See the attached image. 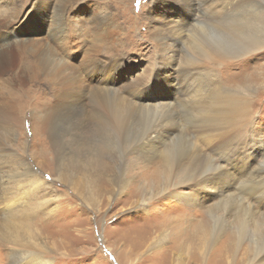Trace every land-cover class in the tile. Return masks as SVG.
I'll return each instance as SVG.
<instances>
[{"label":"rangeland","instance_id":"obj_1","mask_svg":"<svg viewBox=\"0 0 264 264\" xmlns=\"http://www.w3.org/2000/svg\"><path fill=\"white\" fill-rule=\"evenodd\" d=\"M155 1L161 0H0V96L4 97L0 103L12 98L11 104H14L17 116L23 124L15 135L12 133L8 136L7 143L19 153L25 154L30 161L31 155L34 157V170L37 169L44 180L51 184L52 190L48 194L42 192L46 195L37 211L30 210V207L23 209L25 213L31 214L23 220L31 228L35 247H39V261L43 259L48 264H260L254 254L258 248L264 246V237L254 238L248 231L255 227L254 222L261 224L263 221V202L256 206L246 199L241 203L235 196V189L226 191L227 195H233L228 197L226 205L221 204L226 198L221 199L216 192L213 194V190L210 193L212 196L208 194L205 197L207 194L204 193V200L193 205L165 192L155 196V186L163 183L162 180H156V171L159 168L156 157L149 162L140 158L137 151L131 153L122 144L117 154L104 153L101 156L104 159L100 161V164L107 163L109 169L112 167V176L115 179L120 175L126 177L128 182L122 194L116 191L117 188L112 183L109 176L111 171L108 174L98 172L97 176L91 174L85 179L87 183L83 181L81 173H76L77 178L74 177L73 182L68 179L72 175L58 173L59 151L66 152V156L72 155L73 145L69 147L70 143H67L71 138L69 133L81 126L84 120L97 114L95 110H85L86 101L90 98V87L98 86L92 82V77L101 70V76L106 82L111 78L119 81L121 71L115 75L110 72L112 67L118 65L116 59L119 57L130 67L127 68L121 61L123 73L130 82L140 72L147 78L150 68L155 63L160 65L156 61L159 48L154 40L146 36V21L143 17ZM172 1L166 2L167 9L178 12L181 8ZM193 1L196 11H192L195 15L190 14L189 20L193 23L191 33L194 36L196 29L212 33L210 37L221 47L220 51L223 53L229 47L226 43V32L236 33L241 28V12L246 13L251 8L261 7L262 12L257 16L264 15V0H257L251 8L246 4L242 6L240 2L235 9L223 15H219L218 8L225 0ZM209 17L211 20L207 19ZM237 42L236 39L235 43ZM191 49L187 47L188 52L181 54L195 59ZM97 57L99 60L95 64H99L100 68L88 66L81 72L84 64ZM221 60L220 64L212 63V60L208 62L206 79L215 85L214 89L221 85L236 94H242L245 89H253L250 107L253 118L249 126L243 127V132L236 133V136L243 133L239 139H246L247 136L253 138L254 135L257 140L259 137L257 145L260 146L256 150L249 149V152L257 154L258 163H252V166L264 167L261 161L264 155V48L241 57L224 55ZM62 65L61 70L59 66ZM58 71L60 82L68 76H75L82 80L85 87L76 82L70 87L68 83L62 84V93L73 94L74 98L71 99L74 101L67 105L51 106L55 102V83L52 81ZM170 72L173 77L176 71ZM190 80L187 76L179 78L175 81L176 92L167 85L165 90L170 91V88L173 97L183 90H198L200 87L196 76L192 78L193 81ZM78 84L81 88L77 89ZM138 89L142 97H149L151 88L149 91H143L142 87ZM52 107L65 110L58 114L60 116L52 115L54 137L64 140V147L60 148L58 145L56 150L53 143L50 144L53 136L48 129H42V133L37 135L33 128V124L43 120ZM178 110L180 109L176 110L175 128L167 143L176 141L177 137H185V133L191 135H188L191 143L194 140L191 132L196 119L185 118ZM157 115L154 112L147 119L153 121ZM144 120L146 118H140L138 123L142 124ZM244 128L254 131L249 133ZM39 136L41 140L38 139ZM234 137L223 140L224 151L235 149L237 139ZM39 149L41 158L38 155ZM92 151L98 154V150ZM217 151H206L207 157L224 165ZM9 169L5 168V172ZM0 179L6 180L5 177ZM117 180L115 184L118 185L120 183ZM81 182L93 188L83 193L80 189ZM25 188L30 191L33 186ZM167 191H170L169 187ZM183 191L189 190L185 188ZM34 194L38 195V192ZM142 204H145L146 211H143ZM15 205L16 202L11 197L0 203V225L3 223L4 212ZM223 206L226 210H217ZM240 211L244 213L242 221L235 215L241 214ZM219 217L227 221L222 224ZM242 222L245 224L242 225ZM215 225L219 227L215 229ZM158 236L162 239L161 246L158 250H151L149 244ZM8 241L0 236V264H24L27 261V252L35 247L22 245L27 243L14 244Z\"/></svg>","mask_w":264,"mask_h":264},{"label":"bare ground","instance_id":"obj_2","mask_svg":"<svg viewBox=\"0 0 264 264\" xmlns=\"http://www.w3.org/2000/svg\"><path fill=\"white\" fill-rule=\"evenodd\" d=\"M168 1H155L143 14L146 21V36L154 40L159 48L156 61H159L160 65L158 66L155 63L150 68L147 78L143 72H140V75L132 77L133 80L130 82L129 78L123 73L124 67L122 62L125 64L126 61L119 57L116 59L118 65L116 64L117 66L112 67L110 70L112 75L121 71L122 74L119 81H114L110 77L111 80L106 82L101 76V70L98 72L99 74L96 73L92 77V82L98 86L96 88L90 87V98L86 101L85 110L86 112L95 110L97 114L84 120L81 126L75 128L74 132L69 133V137L71 138L68 139L67 143L68 145L70 143L69 147L73 145L72 155L66 156V152L59 151L57 160L58 173L64 176L72 175V178H68L72 182L74 177L77 178L76 173H81V177L84 178L83 181L87 183L88 181L85 180L87 176L91 174L97 176L98 172L108 174L111 171L109 176L113 181L112 183L117 188L116 191L122 194L128 182L126 177L120 175V177L116 178L118 179L117 183H120L117 185L115 184L116 179L112 176V167L109 169L110 166L108 167L107 163L100 164V161L104 159L101 157L102 154H117L122 144V147L131 153L137 151L140 154V158L142 157L149 162L156 157L155 161L159 163V168L156 171L158 172L156 180H162L163 183L160 182L155 186L156 194L154 193L155 191L150 192L154 193L153 195L155 196L165 192L169 196L193 205V203L204 200L205 194H207L205 197H208V194L212 196L210 193L213 190V194L217 193L221 199L226 198L221 202V204L226 205L228 197H233L232 194L227 195L226 191L235 189V196L241 200V203L248 199L255 205L263 202L262 205L264 207V167L260 165L253 167L252 163H258L256 160L257 154L249 152V149L256 150L260 146L257 145L259 137L257 140L256 137L254 138V135L253 138L247 136L246 139H239L243 133L240 136H236V133L243 132V127L249 126L253 118L250 107L254 91L250 88L245 89V92L242 94H236L235 92L227 91L221 85L214 89L215 85L210 84L211 81L206 79L209 69L208 62L210 60H212V63L220 64L224 55L241 57L264 48V24L262 23L264 22V15L257 16L262 12L263 8H251L255 6L254 3L257 0L222 1L221 7L218 8L221 13L219 15L228 14L240 2L242 6L246 4L251 8L246 13L243 10L240 13L242 23L241 28L236 33L226 32V43L229 47L228 51L223 53L220 51L221 47L210 37L213 35L212 33L198 29L195 30L194 36L191 33L193 23L191 24L192 20L190 21L189 19L191 13L195 15L192 11L196 8L193 0H173L172 2H176L179 8H181L178 12H171L167 9L166 2ZM228 16H225V18ZM203 17L206 20V17ZM210 18L207 19L211 20ZM236 39L238 40L237 43H235ZM187 47L192 48L191 54L195 56V59L181 54V52H188ZM96 60H99V58H93L84 64L81 72L87 69L88 66L89 68H100L99 64H95ZM125 65L127 68H130L127 64ZM59 69L62 70L63 65L59 66ZM79 70L80 68H78ZM173 70L176 72H174V76L172 77L170 71ZM59 73L60 71L54 75L52 81V83H55V102L51 106L67 105L69 102L74 101L71 99L74 96L73 94L62 93L60 89L62 84L68 83L70 87V85L76 82L85 87L82 80L75 76L73 78L68 76L60 82L58 80ZM186 76L189 79L191 78V80L196 76L200 87L198 90L200 89V91L193 89L188 92L187 89L179 94L177 93L178 95L173 97V92L169 87L170 91L165 90V86L167 85L173 87L174 92H176L177 89L174 86L177 83L175 81ZM79 84L77 89L81 88ZM139 87H142L143 91L146 89L149 91L151 88L149 92L150 98L142 97L140 95L141 91L138 89ZM210 87L213 88L210 89ZM1 99H4V97L0 96V101H2ZM9 99L0 103V155L2 157V160H0V164H2L0 167V177L2 179L3 177L6 178V180L0 179V203H4L11 197L16 202V205L11 209H8L7 206L8 210L4 212L3 223L0 225V236L3 237V240L7 239L9 240L8 242L14 244L27 243L22 245L28 247L32 245L35 247L36 243L34 242V236L31 235V228L25 222L26 220H23V218L27 219V215L31 214L27 212L29 209L26 211L27 213L23 209L30 207V210L37 211V209L41 208L43 196L46 195L42 194V192L50 193L52 191L50 189L51 184L44 180V177L37 169L34 170V157L31 154L30 161L25 154L19 153L7 143L8 136L12 133L15 135L23 125L21 124L20 117L17 116L14 104H11L13 103L11 101L12 98ZM177 109H180L178 111H180V114H183V117L196 119L193 131L191 132V134L193 133L192 138L194 140L191 143V139H189L191 135L188 133H185V137H177L176 141L172 140L171 143H167L168 137L173 133L175 128L174 121ZM62 112H65V110L52 107L44 115L43 120H38V124H33L37 135L42 133V129L49 130L53 136L50 144L52 145L53 143L55 150L58 145L60 148L64 147V140H61V137L59 139L54 137L55 130L51 126L52 121H54L52 115H58ZM154 112L158 113L154 120L147 119L150 115H154ZM140 118H146V120L142 124H139ZM185 121L190 122L191 120ZM245 130L249 133L254 131L253 129ZM233 136L237 139L235 149L224 151L222 149L223 140ZM38 139L41 140L40 136ZM216 139L218 142L215 141ZM92 150H98V154ZM215 150H218L217 154H219V158L224 165L217 164L216 159L207 157L206 151L212 152ZM38 155L41 158V149H39ZM261 161L264 163V155ZM12 164L13 166L11 167ZM5 168L10 169L5 172ZM94 171L96 173H92ZM78 180L80 181V179ZM85 183L81 182L80 184V189L83 193L93 188L91 185ZM26 186H33V188H30L31 190L28 191L25 188ZM168 187L170 191H167ZM185 188L189 191L184 192ZM36 192H38V195L34 194ZM202 193L203 196H200ZM32 197L34 198L32 199ZM31 200L35 202H31ZM144 202L145 200L142 201V203ZM236 204L239 206L237 202ZM142 206L143 211H146L145 204H142ZM217 210H226V207L223 206ZM240 212L241 214L236 213L235 215L239 221H242L244 213ZM262 216L264 217V215ZM220 219L222 224L227 221L223 217H219ZM218 223L216 222V224ZM241 224L244 225L245 222ZM253 224L255 227H252L248 231L250 236L254 238L264 237V219L261 224L258 222H254ZM216 226L214 227L215 229L219 227ZM159 237L151 240L149 244L151 250H158L160 248L162 239ZM31 248L26 255L27 261H24L26 264H48L43 259L38 260L37 253L39 247ZM257 252L254 256L259 259L260 264H264V246L258 248Z\"/></svg>","mask_w":264,"mask_h":264}]
</instances>
